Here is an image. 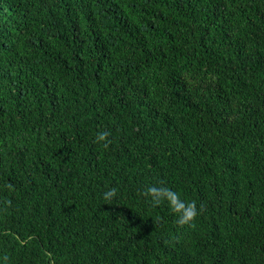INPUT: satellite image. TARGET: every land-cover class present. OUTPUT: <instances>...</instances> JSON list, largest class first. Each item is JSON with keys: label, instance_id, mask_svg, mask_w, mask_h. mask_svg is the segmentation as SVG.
<instances>
[{"label": "trees", "instance_id": "1", "mask_svg": "<svg viewBox=\"0 0 264 264\" xmlns=\"http://www.w3.org/2000/svg\"><path fill=\"white\" fill-rule=\"evenodd\" d=\"M0 264H264V0H0Z\"/></svg>", "mask_w": 264, "mask_h": 264}, {"label": "clouds", "instance_id": "2", "mask_svg": "<svg viewBox=\"0 0 264 264\" xmlns=\"http://www.w3.org/2000/svg\"><path fill=\"white\" fill-rule=\"evenodd\" d=\"M108 132H102L97 136L98 141L106 140ZM108 143H105L104 147L107 148ZM117 194L116 188H111L109 191L103 194L105 200H110ZM145 197L151 198V203L153 206H158L165 200L168 202V206L173 214L177 216V223L179 226L183 227L186 224H190L195 217L197 216V207L195 202L185 203L180 199V195L177 192L172 191L171 189L164 187L150 186L143 193Z\"/></svg>", "mask_w": 264, "mask_h": 264}]
</instances>
